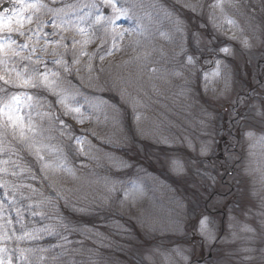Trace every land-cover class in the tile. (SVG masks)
<instances>
[{
  "label": "rangeland",
  "instance_id": "1",
  "mask_svg": "<svg viewBox=\"0 0 264 264\" xmlns=\"http://www.w3.org/2000/svg\"><path fill=\"white\" fill-rule=\"evenodd\" d=\"M6 1L10 9L13 0ZM41 2V27L34 19L23 29L32 30L28 36L13 34L32 61L16 57L0 72L14 79L24 65L47 71L64 104L44 87L0 85L5 100L20 91L33 97L21 114L31 112L42 130L39 165L50 195L103 219L91 263L127 264L133 256L136 264H261L264 0H224L223 11L211 7L214 0H117L126 10L120 16L104 0ZM0 132V241H7L0 255L7 262L48 227L16 156L26 147L37 158L35 149L11 128Z\"/></svg>",
  "mask_w": 264,
  "mask_h": 264
},
{
  "label": "snow or ice",
  "instance_id": "2",
  "mask_svg": "<svg viewBox=\"0 0 264 264\" xmlns=\"http://www.w3.org/2000/svg\"><path fill=\"white\" fill-rule=\"evenodd\" d=\"M104 4L106 6H110L113 12L117 15H124L126 10L117 7V0H104ZM186 7H191L195 10V6L185 5ZM47 5L43 4L41 0H13L12 7L9 9L7 6H4L2 10H0V66H7L8 64L15 65L18 61L15 60L16 57H19L21 61L28 60L32 61L31 56H21L20 53L28 47L25 44H17L14 39L13 34L19 36H28L31 29L28 32H25L23 29L25 24H30L36 19L37 29L41 27L42 22L39 21L37 17V13L41 11V9L46 8ZM213 8H219L223 11L224 8V0H214V3L211 5ZM50 12L52 9H48ZM171 15L170 13H167ZM102 16L97 17V22L102 19ZM211 18V17H210ZM63 22V21H62ZM226 22L232 24L233 21L226 18ZM54 26L55 21H53ZM177 27L176 31L179 32L181 29L179 27L180 21L177 19L176 21ZM81 34H84V30L80 29ZM30 38V37H29ZM39 38V37H37ZM76 43V41H73ZM32 52L35 51L33 48ZM221 52L228 53L229 48L224 47L220 49ZM103 59V57H100ZM39 57L36 58V61H39ZM75 62V61H74ZM56 64H61L60 60L54 61ZM188 63L192 64L193 59L191 56L188 57ZM220 62L217 61V64ZM46 67V65H45ZM64 70L68 71V66L64 65ZM12 71H16L15 67ZM52 75H56V73H52ZM49 73L47 71L41 72L38 68L29 67V65H24L21 71H16L15 78H11L10 75L6 72H0V81H3V85H14L20 89H36L40 87H44L47 90L53 92V94L57 95V103L64 104V98L56 92L57 84L55 81L50 80ZM3 85H0V93L5 92V88ZM33 100V97L27 91H20L14 94H11L7 100L3 97H0V129H8L11 128L12 135L14 138L17 136L19 139L26 144L29 149H35V155L39 160H43L44 157L40 155V150L46 145L42 143L43 137L41 134V129L39 126L34 124L31 112L25 114H21L22 107L32 108L33 105L30 101ZM76 112H79V108L75 109ZM68 112H65L67 115ZM137 119L139 117L137 116ZM82 122V121H81ZM61 124L64 121H60ZM3 133L0 132V135ZM31 134V135H29ZM247 137H251L253 133L248 132L245 133ZM264 139V137H262ZM79 143V141H77ZM2 163V161H0ZM176 164V161H173ZM207 229V218H203L200 221V231L204 233ZM251 230V229H248ZM28 234L25 233V236ZM24 237H21V239ZM24 250H21L23 252ZM0 253H7V249L0 248ZM0 264H12V257L8 256L7 262L4 257L0 255Z\"/></svg>",
  "mask_w": 264,
  "mask_h": 264
},
{
  "label": "trees",
  "instance_id": "3",
  "mask_svg": "<svg viewBox=\"0 0 264 264\" xmlns=\"http://www.w3.org/2000/svg\"><path fill=\"white\" fill-rule=\"evenodd\" d=\"M159 41L160 38H157L154 43ZM203 50L207 49L204 48ZM261 73L263 77L264 70ZM8 93L7 91L0 93V97L4 98ZM5 136L6 134L2 135L3 138H0L4 141ZM3 145L5 146V143ZM8 152L6 151V153ZM10 153L15 155L13 152ZM16 156L17 160L20 161L19 163L24 164L26 176H31L26 182L25 187H27V192L39 197V208L48 230L40 237L36 244H21L20 251L12 258V264H92L89 255L90 249L95 246L96 242L93 234L101 233L105 230L106 226L102 222L103 219L99 214H85L82 211L72 209L68 204L66 205L59 199L55 198L54 200L49 193V181L40 172V160L33 156L26 147H21L16 152ZM1 182H3L2 178L0 179V184ZM32 184L37 185L38 189L32 190ZM2 191L3 188L0 186V192ZM37 206L35 205V208ZM57 207L56 213H60V215L49 218ZM24 212L28 216L29 213L25 209ZM12 216L14 217L13 211ZM110 222L111 220L107 221L108 224ZM51 223H53L52 226ZM3 242L7 241L1 239L0 243ZM21 250L24 251L21 252ZM103 253L107 252L103 251ZM257 254L259 255L257 259H260V263L264 264V244L258 249ZM117 255L121 257L122 253L117 252ZM123 261L127 262V264H136V261L138 262L137 258L133 256L127 257ZM243 263L245 264V262Z\"/></svg>",
  "mask_w": 264,
  "mask_h": 264
},
{
  "label": "water",
  "instance_id": "4",
  "mask_svg": "<svg viewBox=\"0 0 264 264\" xmlns=\"http://www.w3.org/2000/svg\"><path fill=\"white\" fill-rule=\"evenodd\" d=\"M9 2L8 1H5L3 2L1 5H0V10H2L4 8V6H7V8H9Z\"/></svg>",
  "mask_w": 264,
  "mask_h": 264
}]
</instances>
